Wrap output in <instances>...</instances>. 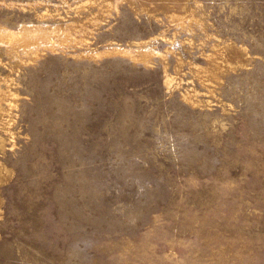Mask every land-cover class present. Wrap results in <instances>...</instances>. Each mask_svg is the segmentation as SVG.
Wrapping results in <instances>:
<instances>
[{"label":"rangeland","instance_id":"obj_1","mask_svg":"<svg viewBox=\"0 0 264 264\" xmlns=\"http://www.w3.org/2000/svg\"><path fill=\"white\" fill-rule=\"evenodd\" d=\"M0 264H264V0H0Z\"/></svg>","mask_w":264,"mask_h":264}]
</instances>
